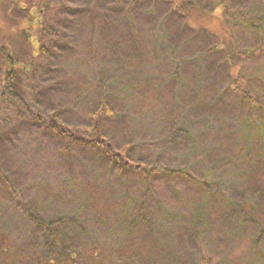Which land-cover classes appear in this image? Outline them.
Here are the masks:
<instances>
[{
    "label": "rangeland",
    "instance_id": "obj_1",
    "mask_svg": "<svg viewBox=\"0 0 264 264\" xmlns=\"http://www.w3.org/2000/svg\"><path fill=\"white\" fill-rule=\"evenodd\" d=\"M185 1L0 0V47L27 66L19 104L0 53V264H264V105L238 92L264 104V0ZM104 104L144 171L35 120L83 127ZM26 208L76 223L52 239Z\"/></svg>",
    "mask_w": 264,
    "mask_h": 264
},
{
    "label": "trees",
    "instance_id": "obj_2",
    "mask_svg": "<svg viewBox=\"0 0 264 264\" xmlns=\"http://www.w3.org/2000/svg\"><path fill=\"white\" fill-rule=\"evenodd\" d=\"M167 1H171L177 9L183 10V13L184 11H190L189 9L185 8V6H187L188 4L185 0H167ZM44 8L45 10L47 9V7ZM27 18L29 20H33L32 14L29 13V15H27ZM192 20L193 19L190 18L189 22L190 23L193 22ZM198 25L202 26V24L200 23ZM227 32L233 38L231 32L230 31ZM229 35L226 34V39L227 42L230 44L231 50H228L226 54L230 66L237 67L236 60L234 61V56L238 51L236 48L237 45L235 41L232 42L231 39H229L230 38ZM25 41H26L25 42L26 45L24 47L25 48L27 46L29 47V45H27V40ZM39 50H41V48ZM0 53L2 57V62L4 64V70L2 71L3 80L6 82V87L10 88L8 94H10L17 103L23 104L25 98L24 97L25 84L23 82L21 74L25 71V68L27 66H25L24 64H22L21 61H18L15 57H13L12 53L10 54V51L6 50V47H0ZM238 92H241V98L244 101H247L251 107L259 108L264 105L262 100L259 99L258 97H255L254 99H250L249 91L246 87L243 86L239 88ZM3 94L4 93L2 92V96ZM108 112L109 110L104 104L96 111L95 117L92 118V123L83 127H79L76 125H68L62 122L58 118V115L55 112L48 114V119L43 118L40 115H36L35 120L38 121L40 126H42L44 130H47L48 133L57 137L58 139H61L64 142L65 149L68 151H70L71 146L87 144L92 147H97L100 150V152L103 154V156L107 158L113 165L115 166L117 165L119 167V171L123 173H129V172L136 173V172L144 171L145 168L142 167V165L136 163L135 161H132L131 158L127 155L128 149L120 150L116 148L114 144L107 137H105L104 134H102L103 121L105 116L108 114ZM1 177L3 182L8 187H11L9 179L4 175H1ZM24 210L26 212L25 214L27 218L37 227L38 231L44 236L46 234L48 235V237L51 236L52 239L55 238L57 234H59L57 230L59 228L57 226H59L60 224H64L66 226L65 223L67 222L69 223V225H74L76 223L73 217L70 218L67 217L66 219L62 218L56 221H49L45 223L41 221L40 218H37L30 209L26 208ZM5 243L2 248L3 252H7L11 245V243L8 245H5ZM77 251L69 249V251L65 253V256L66 254L68 256V258L66 259L69 262L64 261L62 263L77 264L75 260ZM40 259H42L43 263H45V258H40ZM54 261L60 262L55 258L49 259L50 264H55Z\"/></svg>",
    "mask_w": 264,
    "mask_h": 264
}]
</instances>
